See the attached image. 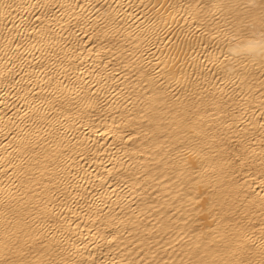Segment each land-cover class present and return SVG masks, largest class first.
<instances>
[{
    "label": "bare ground",
    "instance_id": "bare-ground-1",
    "mask_svg": "<svg viewBox=\"0 0 264 264\" xmlns=\"http://www.w3.org/2000/svg\"><path fill=\"white\" fill-rule=\"evenodd\" d=\"M0 264H264V0H0Z\"/></svg>",
    "mask_w": 264,
    "mask_h": 264
}]
</instances>
